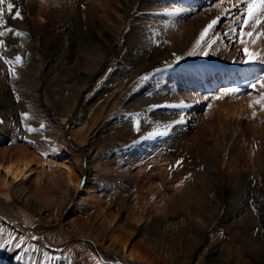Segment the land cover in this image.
<instances>
[{
  "label": "rangeland",
  "instance_id": "rangeland-1",
  "mask_svg": "<svg viewBox=\"0 0 264 264\" xmlns=\"http://www.w3.org/2000/svg\"><path fill=\"white\" fill-rule=\"evenodd\" d=\"M32 1L14 0L15 7L21 11L22 20L12 19L5 11L6 26L25 36L16 37L6 33L3 37L5 46L0 47V56L4 59L14 60L16 55L22 57V64L15 68V78H9V66L0 59V82L5 105V109L0 112V131L12 134L8 141L0 142V149L15 143L17 147L26 146L30 152H34L33 156L39 163L45 158L46 164L41 163L44 167L40 166L48 171L55 165L52 169L57 172L59 169L56 166L61 167V163L68 159L71 163L68 165L76 168V175L80 178L78 188L64 206L58 205V192L55 202L52 200L41 206L46 213L40 220H35L32 227H23L10 221L7 213H4V199L0 196V222L8 225L10 230L8 234L1 232L0 235V264H145L116 253L105 244L82 235L80 230L76 232L74 228L90 226L88 212L92 215L109 209L113 214L116 213L118 206L124 205L125 198L128 200L124 211L140 212L146 209V203L152 205L160 198L170 196L177 184L193 183L197 176L210 180L213 174L209 164L212 161L211 146L216 140L222 139L224 132L229 139L223 141L218 157H225L226 171H239L245 175V179L241 180L240 186L231 189L223 177L221 205L210 225L204 230L189 229L190 221L195 219L189 210L181 211L174 207L171 212L161 214L151 213V207L147 206L143 214L151 216L150 223L145 229L139 225L137 231L131 227L127 234L132 235L131 242H137L144 252L152 254L150 257L158 260V264H170L163 251L156 252V247H152L151 233L155 234L159 230L173 235L175 241H180L177 236L183 234L192 236V245L198 242L192 261L188 260L186 264L204 263V258L209 260L206 264H258L250 261L240 263L242 258H247L241 256L237 244L231 238L234 233L246 231L244 234L247 238L256 239L264 247V227L260 225L261 220H264V181L258 176L257 164L264 156V118L260 115L264 110L258 109L261 108L260 104L253 103L259 99L262 90H258L260 87L251 89L249 84L246 90L241 89L237 95L211 99L225 88H237L238 84L234 85L233 81L235 74H251L252 81L264 75L259 62L258 65L240 62L244 56L243 46L239 42V25L235 24V33L230 32L235 15L239 12L232 10L220 19L214 31L221 36L222 42L218 41L207 57L188 56L200 32L212 20L210 15L215 16L218 12L216 9L211 10L215 0H206L208 3L202 0H186L185 3L180 0L132 2L116 53L109 52L106 56L105 68L102 74H97L89 92L84 95L87 98L80 96L77 99L78 104L85 106L81 105L64 118L59 104L55 105L50 96L53 91H47V86L54 90L52 95L58 103L67 107L72 105L76 94L74 84H77L78 77L87 75L86 64L94 58L88 43H91L90 40L95 41L98 34L109 33L116 25L114 21L112 24L102 21L100 15L108 11L103 3L109 2V7L117 3L114 0H54L53 5L56 6H46L45 21L35 26L31 20L35 8ZM144 2L149 9L145 5L141 7ZM66 8L68 11H64ZM134 26H137L136 32L133 31ZM226 32L229 35L224 36ZM209 36H212L211 32ZM133 41L136 42L129 50L127 47ZM245 41L248 45L250 38L245 37ZM173 54L181 57L178 63ZM145 63L151 66L142 70ZM157 68L161 71L156 72ZM138 72L140 74L137 75ZM144 74L152 75L148 80L138 82V78ZM126 75L134 78L128 90L122 92L125 93L123 99L118 101L112 97L109 100V94L125 82ZM35 85H39L44 101H47L45 108L50 119L62 128L63 138L55 137L48 122L34 118L39 104ZM170 98H176L177 102H170ZM106 99L109 101L104 107ZM143 100L151 102L144 107L141 105L145 103ZM245 101H251L254 107H248ZM153 105L160 107L153 109ZM239 106H244L245 110H240ZM247 109L250 111L247 112ZM253 109H256L255 116ZM22 113H26L29 119L22 121ZM137 114L140 116L138 129L133 119L128 118ZM175 115L177 119L172 118ZM27 127L33 131L29 133ZM87 127L86 143L80 144L75 134ZM158 132L167 135H154ZM150 143L154 144L153 149H149L152 151L126 165L129 158L151 147L148 145ZM231 143L237 147L234 153L236 157L231 156ZM73 156L82 161L79 169ZM177 161L182 163L177 165ZM83 193L88 194L83 196ZM160 194L163 196L160 197ZM81 201L88 204L77 205ZM199 217L204 218L203 214ZM157 220H161V228L154 231L152 225ZM17 243L19 247L15 246ZM192 245L184 246L186 254H181L187 255ZM210 251L213 254H209ZM75 255H80L79 259Z\"/></svg>",
  "mask_w": 264,
  "mask_h": 264
},
{
  "label": "bare ground",
  "instance_id": "bare-ground-1",
  "mask_svg": "<svg viewBox=\"0 0 264 264\" xmlns=\"http://www.w3.org/2000/svg\"><path fill=\"white\" fill-rule=\"evenodd\" d=\"M43 1H44L43 3L38 2L37 0L32 1V3H33L32 6H34L35 8L33 9L34 11H33V15L31 16V20H32V24L35 26H40L41 23H43L45 21V19H46L45 15H44L45 14V7L46 6H52L53 2H54V0H43ZM114 1L117 4L118 3L119 4L118 5L112 4L111 7H109V2L103 3L105 5L104 7L106 9H108V11L106 10L107 12L104 13L103 15H100V16H101L102 21H104L106 24H112V21H114V22H116V25H114V29L110 30L109 33L98 34L95 37V41L90 40L91 43H88L89 48H91L93 51L92 53H93L94 58H92V60L89 59L88 63L86 64L87 68L85 69V71H86L87 75H83V76L78 77L77 82H76L77 84H74L75 89H76V94H75L72 105L70 107H67L65 105H62L61 103H58L55 99V96L52 95L54 93V90L51 89L50 86H47V91H49V92L53 91L50 96L53 99V103L55 105L59 104L58 108L60 111L63 112L62 114H63L64 118H65V116L69 117V115L72 114V112H75L76 109L80 108L82 103L78 104L77 99L80 96H83L84 97L83 99L87 98V96H84V95L87 92H89V90L91 88V84L95 81V77L97 76V74H102V71L105 68V64L107 63L106 62V56L108 55L109 52L114 53L116 51L118 45H119V39H120L121 31L123 29H125L124 24H125V19L127 18L128 11L130 8L129 4H131L132 2L133 3L136 2V0H114ZM165 1H168V0H165ZM180 1H183V3L186 2V0H180ZM215 1H216V3L214 2L215 4H212L213 6L211 7V10L213 11L216 9L218 12L215 14V16L210 15L209 18H211V19H215L217 16H221V18L224 17L225 15H222V12L224 10L230 9L232 4L239 3V0H233V1H231V0H215ZM202 2H207V1L202 0ZM148 3H150V2H148ZM228 3H230L231 5L228 6L227 5ZM143 5H145L146 8L148 7V5L146 6L145 2L142 4L141 7H143ZM53 6H56V5H53ZM112 6H113V8H112ZM147 9H149V8H147ZM64 11H68V8H66ZM58 15L60 17L64 18L60 12H58ZM79 15H81V14H79ZM71 19H69V20H71ZM140 20H141V18H140ZM71 24H72V22H71ZM74 24H75V22H74ZM133 25L134 24H132V26ZM140 25H143V24L141 23ZM132 26H130V27H132ZM130 27H129V29H131ZM35 28H37V27H35ZM135 29L137 30V26L133 27V31ZM136 30H135V32H136ZM42 31L44 32V30H42ZM43 34H45V33H43ZM135 42L136 41L130 42L128 45L129 47H127V48H129V50H132V48L134 46L133 43L135 44ZM137 45H139V44H137ZM248 48L251 52L258 53L260 56L264 57V39L257 40L255 45H253L251 43V40H250V42H248ZM150 66H151V64L146 65V63H145L142 66L143 67L142 70H144V69L147 70L148 68H146V67H150ZM259 66L263 67V69H264V64L260 63ZM138 74H140V72H138L137 75ZM133 78L134 77H132L130 75L124 76L125 82L121 83L120 86L116 87L113 90V92L111 94H109V97H108L109 100L112 97H116L118 99V101L120 99H123V96L125 95V93L123 94L122 92H126L128 90L129 84L132 82ZM252 79H253V77L251 76V74H246V72L245 73L240 72L238 75H236V74L233 75L234 85L238 84L237 88L240 90L241 89L246 90V88H248V85L252 82ZM119 80H121V79H119ZM101 86H103V85H101ZM1 88H2V84L0 82V112H2L5 109L4 93H3V89H1ZM258 90H262L261 93H264V88H259ZM35 93H36V97H37L36 99H38L39 104L37 105L38 107L36 108V115L34 118L37 120H40V121L44 120V121L48 122L52 126L51 129L55 133V137L57 139L63 138L62 135H64V134H62V132H61L62 128L59 125H57L56 123H54V121L50 119L51 117H49V113L47 112V110L45 108L47 101L46 102L44 101L45 100L44 95L40 91L39 85H35ZM109 100L106 99L104 101V107H106L107 101H109ZM143 101L145 103L141 104V105L144 107L148 106L151 102V100H148V101L143 100ZM170 102H177L176 98H170ZM250 102L251 101H249V102L245 101V105L248 104V107H249ZM167 104H169V103L167 102ZM83 106H85V105H82V107ZM237 106H238V104H237ZM252 107H254V105ZM243 109H244V106L240 110H243ZM258 109H261V108H258ZM234 111H236V110H234ZM246 111H244V112H246ZM249 111L250 110H248L247 112H249ZM253 111L256 112V109H253ZM262 113H264V112H262ZM262 113L260 115H263V118H264V114H262ZM248 114H247V116H249ZM250 114L252 115V113H250ZM179 115H180V111H179ZM240 115H242V114H240ZM176 116L177 115L173 116L172 118H175ZM245 116H246V113H245ZM176 119H177V117H176ZM176 119H173V120L175 121ZM36 122L38 123V121H36ZM159 124H161V123L159 122ZM263 128H264V126H263ZM173 129H174V127H173ZM87 131H88V127L83 128V130H81V131L79 130L77 132V134H75L77 137V140L80 142V144L86 143L85 140H86V135H87L86 132ZM263 133H264V131H263ZM11 135L12 134H10L9 131L7 133L0 131V142L8 141V139L11 137ZM226 136H227V134H226V132H224L221 135L222 139L216 140L214 142L215 143L214 146H211V148L213 147L212 151H211L212 161H210L209 164H210V167L213 171V174H212V177L209 178L210 180H205V179L201 178V176H197V178H195V182H193V183L185 184L186 182L185 183L182 182L183 183L182 184L180 182L181 184H177L178 185V186H176L177 188H175V186H174V189L172 190V193L170 194V196L168 195L167 198L162 197L163 199L160 198V200L158 202H155L154 204L152 203V205H149V203H146L147 204V205H145L146 209H142V211L139 210L140 212H138V211L134 212L132 210L124 211L125 208H123V207L126 206L125 204L127 203V200H128L127 198H125L124 199V205L125 206L124 205H122L121 207L118 206L119 208H118V211L116 213L113 214V212H111V210H109V209L106 211L104 210L101 213L96 212L92 215H89V212H88L87 216H88V219L91 223L90 226L86 227V228H78L77 227L74 229H76V232H77V230H80L79 232H81L82 235H87L88 237L99 242L100 244H105L106 247L111 248L112 250H115V252L118 254H122L123 256H126V257L131 258V259H136L139 262H143L145 264H158V260H156L153 257H150V256H152V254H148V253L144 252L143 248L141 246H138L137 242L136 243L131 242V241H133L131 238L132 235L127 234V231L128 230L130 231L131 227L133 228V230L137 231L139 225H142L143 229L146 228L147 224L150 223L151 216H149V217L144 216L143 213H145V211L148 209L149 206L151 207V209H149V210H151V213L157 212V213H161V214H163L167 211L171 212V210L174 207L180 208L181 211L182 210L186 211V209H187L193 215H195V219L191 220L189 223V224H191L189 229L204 230L205 228H207L210 225L211 220L216 216V213L218 212V209L220 208V205H221L220 199H221V196L223 194L222 188H221L222 183H223V181H222L223 177L226 178L225 181L228 183L227 185L231 186V189L235 188L238 185L240 186V183L243 181V179H245V175L239 171H236V170H230V171L227 170L226 171L227 161H225V159H224L225 157L223 159L218 157V151L222 147V144L224 143L223 141L224 140L228 141L227 138L229 136H227V137ZM26 137H28V136H26ZM164 138H166V137H164ZM30 140H32V139H30ZM235 144H236V142H235ZM15 145H16V143L12 144L10 147L0 149V196L4 199V203H3V205L5 206L4 213H7L10 221H13V223H17L23 227H32L33 224L35 223V220H38V219L40 220L41 216L45 215V213H46V211L41 209V206L46 205L47 203L51 202L52 200L54 202L57 200V198H56L57 193L56 192H58V194L60 195L59 200H58V205L64 206L67 203L68 199L71 197V195L76 191V189L79 186L80 176L76 175V172H78V171H76L75 167H74L75 168V170H74V168H72L71 165H68V163H70V161L68 159H66L65 163H64V161H63V164L61 163V167L56 166L59 169L57 172L53 171V169H52V167H54L55 165L50 167L51 169L46 167V168L50 169L48 171V170L42 168V167H44L43 164H46V162H44L45 158L42 160L43 162H41L43 164H41V163H39V161H36L37 159H35V157L33 156L34 152H30L28 147H26V146L17 147ZM148 145L151 147L143 149L142 152L140 154H138V156H136L134 158H129L128 162H125L126 165H130V164L134 163L135 161L144 157L147 153H149V151H152L149 149H153L154 144L150 143ZM231 145H232L230 148L231 156L233 155V157H236V156H234V153H235L237 147L234 145V143H231ZM239 145H241V144L239 143ZM50 149H51V146H50ZM38 151H39V149H38ZM239 153H240V151H239ZM35 154H36V151H35ZM69 156H72V155H69ZM248 158H250V157H248ZM73 159L75 161V165L78 168L82 164V161L79 158H76V156H73ZM247 160H249V159H247ZM45 161H47V159ZM40 164L42 165V167L40 166ZM247 164H248V162H247ZM257 164H259L258 176H260L261 179L264 181V156H263L261 161L257 162ZM73 165H74V163H73ZM251 165H252L251 167H253V163H251ZM81 168H82V166H81ZM93 177H94V175H93ZM166 182H164V183H166ZM208 182H209L210 186L208 185ZM168 183L170 185V182H168ZM164 186H162L161 189ZM168 187H171V186H168ZM158 192H159V190H158ZM156 193H157V191H156ZM86 194H88V193H83V196ZM164 194L165 193H163V195ZM163 195L160 194V197ZM165 195H167V194H165ZM155 197H156V194H155ZM153 198H154V196H153ZM82 202L83 201L79 202L77 205L83 206V205L88 204L87 202L85 204ZM232 203L233 202H231V204ZM89 204H91V203H89ZM85 208H86V206H85ZM200 214H203L204 218L199 217ZM162 220H164V216L162 217ZM240 224H241V221L239 222V225ZM130 225H132V226H130ZM260 225L262 227H264V220H261ZM7 226L8 225L0 222V235L2 233L8 234L10 232V230ZM152 227L154 228V231H158L161 228V220L155 221L153 223ZM245 232L246 231H243V233H241V232L240 233H234L235 234L234 237L232 236V238H231V240L237 244L238 249L240 250L241 256L242 257L245 256L247 258L244 260L242 258V260L239 262L242 263L244 261L247 263L250 261V262H255L258 264H263L264 263L263 262L264 247L262 246L261 242L257 241L256 239H254V238L252 239L249 237L247 238L246 234H244ZM151 236H153L152 247L153 248L156 247V250H155L156 252L163 251L166 254V258L170 262V264H186L188 262V260L192 261V259H193L192 257L195 254V251L197 250L198 242H197V244L192 245V242H194L192 239V236H183V234H180L177 236V237H180V241H175V238L173 235H169V233L167 234V233H165V231H161V230H159V232H156L155 234L151 233ZM27 242H28V240H27ZM3 245H5V244H3ZM186 245H192V246H191V250L188 251L189 253L187 255H184V254H186L185 253L186 251L184 250V246H186ZM120 246H122L123 248ZM68 249L70 250V248H68ZM121 250H122V252H121ZM10 251H12V250H10ZM5 252H6V250H5ZM181 253H184V254H181ZM36 254H37V252H36ZM209 254H213L212 251H210ZM79 256H76V258L78 257V259H79ZM83 257L84 256L82 255V259H84ZM71 258L73 259V257H71ZM204 259H205L204 263L195 262L193 264H206L209 261L206 258H204Z\"/></svg>",
  "mask_w": 264,
  "mask_h": 264
},
{
  "label": "snow or ice",
  "instance_id": "snow-or-ice-1",
  "mask_svg": "<svg viewBox=\"0 0 264 264\" xmlns=\"http://www.w3.org/2000/svg\"><path fill=\"white\" fill-rule=\"evenodd\" d=\"M5 5H6V9H5ZM232 10L239 12L238 15H235L234 24L230 28V32L235 33L237 31L235 24L239 25V36H240L239 42L243 46V56H244V59L240 62L244 64H255L257 62L264 64V57L260 56L258 53L251 52L245 41V37H248L250 38L251 43L255 45L257 40L264 39V0H239V3L232 4L230 9L224 10L222 12V15H226L228 14V12ZM5 11H7V13L12 17V19H20V20L23 19L20 9L15 7L14 0H0V47L5 46V41L3 37L6 35V33H12L16 37L25 36L24 33L20 31H16L11 27L6 26L7 22L4 19ZM171 14H175V13H171ZM220 19L221 16H217L215 19H212L204 27V29L199 34V38L193 44L192 49L187 53L188 56L199 55V56L207 57L209 55V52L213 48V46L217 44L218 41H221V36L214 31ZM246 29H250V30H246ZM210 32L212 33V36H209ZM223 35L227 36L229 35V33L226 32ZM173 55L175 57V62L178 63L181 60V57L175 54ZM0 59H3L4 63L9 66L8 68L9 78H15L16 76L15 68L22 64V57L20 55H16L14 57V60H11V59H4L3 56H0ZM155 71L159 72L161 71V69L157 68ZM151 75L152 74H144L143 76L138 78V82H143L148 80ZM258 86L260 88H264V75L258 76L249 85L251 89H255ZM239 92L240 89L238 88H225L218 95L214 94L211 97V99L217 100L224 96L237 95L239 94ZM17 99L19 98L17 97ZM253 103L260 104L261 109L264 110V93H261L259 99L254 101ZM252 106H253L252 104L249 105V107ZM151 107L155 109L160 106L153 105ZM253 116H255V112H253ZM128 118L133 119L134 126L137 127L138 129L140 123L139 114H137L135 117L130 116ZM28 119L29 117L27 114L25 113L21 114L22 121H26ZM0 123H2V121H0ZM40 127L41 129H43L44 127L43 124H41ZM26 131L31 133L33 129L31 127H27ZM164 134L166 133L158 132L155 133L154 135H164ZM181 163L182 161H177V165ZM8 242L11 243V239H9ZM15 246L19 247L20 244L17 243Z\"/></svg>",
  "mask_w": 264,
  "mask_h": 264
}]
</instances>
